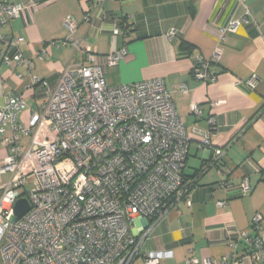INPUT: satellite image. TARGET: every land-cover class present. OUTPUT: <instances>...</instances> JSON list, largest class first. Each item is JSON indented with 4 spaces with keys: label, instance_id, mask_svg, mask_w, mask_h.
Wrapping results in <instances>:
<instances>
[{
    "label": "built area",
    "instance_id": "1",
    "mask_svg": "<svg viewBox=\"0 0 264 264\" xmlns=\"http://www.w3.org/2000/svg\"><path fill=\"white\" fill-rule=\"evenodd\" d=\"M105 1H96L94 16L88 14L90 5L83 9V20L98 33L102 28L95 22L104 18ZM39 6L35 0H0V24L26 20ZM249 14L244 0H234L225 21L217 26L211 57L192 56L195 79L216 80L210 66L219 61L227 36L250 22ZM63 25L66 36L47 42L39 57L52 47L72 46L88 63L68 64L26 125L19 122L25 107L20 94L8 93L0 104V149L8 151L0 171L10 173L0 191V264H132L141 254L143 264H157L168 252L141 253V241L133 234L135 223L156 221L180 201L191 205L195 185L185 178L183 168L192 136L200 138L199 147L213 150L216 159L223 151L213 147L207 131L196 127L187 131L162 78L107 84L104 69L117 65L128 53L125 45L98 55L73 37L78 24L71 15L65 16ZM132 28L115 22L111 37ZM23 40L0 34L4 63L30 68L19 50ZM247 84L254 87L256 78ZM178 90L188 89L180 85ZM190 110L197 116L201 113L196 103ZM22 138H27L25 144ZM228 185L227 180L215 184L224 189ZM250 189L244 176L240 193ZM21 196L27 198L29 209L12 221L13 204ZM262 219L256 212L249 228L238 232L244 256L253 264H264ZM188 252V263L199 264L192 250ZM240 261L224 255L202 264Z\"/></svg>",
    "mask_w": 264,
    "mask_h": 264
},
{
    "label": "crops",
    "instance_id": "2",
    "mask_svg": "<svg viewBox=\"0 0 264 264\" xmlns=\"http://www.w3.org/2000/svg\"><path fill=\"white\" fill-rule=\"evenodd\" d=\"M35 1L40 6L28 19L0 24L2 36L23 37L19 50L30 64L27 68L4 63L5 45L0 41V104L6 94H20L25 107L19 122L26 125L47 101L62 70L70 63H88L72 46L52 47L39 57L47 42L66 36V15L78 24L73 37L93 53L103 55L125 45L128 53L117 65L104 69L107 84L162 78L187 131L193 127L207 131L213 147L223 151L216 159L213 150L202 149L200 138L192 136L183 168L185 178L195 185L191 205L180 201L156 221L136 222L133 234L141 241V253L167 251L157 264H189V249L199 264L224 255L253 264L244 256L238 232L249 228L256 212L264 223V0H244L250 22L227 36L219 61L210 66L217 78L208 83L193 77L192 56L211 57L217 26L225 21L234 0H106L104 18L95 22L102 28L99 33L83 20L86 6L94 16L97 0ZM115 22L133 28L112 38ZM181 42L189 48H179ZM253 77L256 84L251 87L247 83ZM34 78L38 82L33 83ZM180 85L187 87L186 93L178 90ZM192 103L198 105L199 116L191 112ZM26 141L21 139L22 144ZM7 155V149L1 148L0 166ZM244 176L251 189L241 194ZM9 177V172L0 171V191ZM225 180L226 189L215 186ZM220 201L224 203L219 205ZM132 264H143V255Z\"/></svg>",
    "mask_w": 264,
    "mask_h": 264
},
{
    "label": "water",
    "instance_id": "3",
    "mask_svg": "<svg viewBox=\"0 0 264 264\" xmlns=\"http://www.w3.org/2000/svg\"><path fill=\"white\" fill-rule=\"evenodd\" d=\"M29 209V202L26 197H19L12 207L11 220L15 221L17 218L21 217Z\"/></svg>",
    "mask_w": 264,
    "mask_h": 264
},
{
    "label": "trees",
    "instance_id": "4",
    "mask_svg": "<svg viewBox=\"0 0 264 264\" xmlns=\"http://www.w3.org/2000/svg\"><path fill=\"white\" fill-rule=\"evenodd\" d=\"M179 48L181 49H188V45L185 42H181V44H179Z\"/></svg>",
    "mask_w": 264,
    "mask_h": 264
},
{
    "label": "rangeland",
    "instance_id": "5",
    "mask_svg": "<svg viewBox=\"0 0 264 264\" xmlns=\"http://www.w3.org/2000/svg\"><path fill=\"white\" fill-rule=\"evenodd\" d=\"M31 184L28 182L26 188H30Z\"/></svg>",
    "mask_w": 264,
    "mask_h": 264
}]
</instances>
